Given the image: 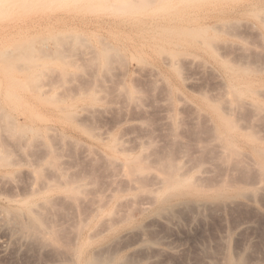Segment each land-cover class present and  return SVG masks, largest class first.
Here are the masks:
<instances>
[{"label": "rangeland", "instance_id": "1", "mask_svg": "<svg viewBox=\"0 0 264 264\" xmlns=\"http://www.w3.org/2000/svg\"><path fill=\"white\" fill-rule=\"evenodd\" d=\"M122 1L123 3L116 0H43L32 3L29 7L15 8L10 10L9 13H6V15L0 17V105H3V107L9 111L11 118L13 117V121L15 119L17 125L19 122L23 127L25 124L27 125L22 129L19 124V128L16 126L12 130V132L14 131L12 138L15 137L16 139L12 140L11 138V140H9L10 153H12L10 154V159L14 163L8 167L9 172H6L7 167L0 161V181L3 183L0 182V192L7 190L8 193L7 191H4V193L10 194V196L14 194L16 198L20 196L18 199H21V196L25 198L28 196L34 181H41V179L38 180L36 177L37 173H43L42 175L46 174L42 178V180L45 179V181L47 178L53 177L55 168L49 164L47 165L45 162L48 155L47 153L52 148L53 150H58L55 151L56 153L58 152L56 156V160L58 159L57 165L61 167L65 165L63 169H66V172H68V174L70 173L72 176L79 177L80 174L81 177L82 175L81 179L88 182L86 188L88 192L90 190L89 193L94 194L97 192L98 194L100 192V194L104 195L105 199L107 197L110 198L108 209L112 212H114L115 208H111L113 207L111 205L116 201L119 194L120 198H123L122 196L125 198L122 199V201L124 200L126 203L130 202L129 205L135 202V206H132L133 204L130 205L131 208L134 207V209H132L133 217L129 215L128 217L130 218L127 217L129 220L126 218H119L120 222L123 223H119L116 229L117 232L116 230H114V232L104 231L99 234L98 243L109 245L111 244L110 241L113 242L114 247L113 244H111V246L109 245L114 248L112 252H114L116 257L120 260L122 257H124L123 259L126 258L129 260H126L125 264H127L126 262H129L128 264H208L209 262L207 263V261L211 258H213L211 260L216 258L214 261L220 263L223 260L221 254L226 251L223 250L224 248L229 250L233 255L237 253L235 256L245 255L248 258L249 254L250 260L253 262H255V260L262 261L256 262H258V264H264L263 194L259 195L260 199L258 197L259 201L257 200L255 207L253 205L248 207L250 204L248 202L246 203V201H242L246 203H244L245 207H243L244 204L242 202V206L240 202H235L237 203L235 208L234 203L232 204L233 208L230 206V208H226L228 210H226V213L223 209V211L221 210L220 212L212 210L210 213V209L208 211L209 214H207L208 212L206 213L207 216L200 215V218L196 216L198 215L197 212L191 211L189 208H177V218L176 210L173 217L174 219L171 218L172 221L170 220V222L168 221L167 223L157 220L158 215L156 207H154V203L149 200L151 194H145H149L147 188H150L155 183L153 182L155 180L153 177L155 167L159 161H161L160 159L163 158L162 160H164V157L167 158L168 156L176 159L178 162L184 163V165L191 161L189 162L190 164H188V166H191H189L191 172L201 170L208 173L204 181H207V179L210 181L212 177L213 179L211 181H220L226 174H228V178H232L231 174H233L232 179L237 182L239 181L240 184L256 183L257 180L255 176L251 175L254 174V171L252 172L251 170V177L249 174L248 177V175H244L240 171H234L235 173H232L233 170L230 169V164L226 163L224 160H220L218 157V151H210V153L209 150H207V146H210L208 143L210 144V142H212L210 141V127L212 126V121L208 116L205 118L206 113L198 110L199 101L204 94V96L213 99L221 97V95L223 97L224 95L222 90L225 89L223 88L225 76L222 70L217 66L216 60L210 56L211 47H214V50L216 48L218 55L221 56L219 59H228L226 61L237 63V66L240 64L245 66L246 64L247 67L252 70V73L257 70L254 74L264 75V43L263 40H261L262 28L260 27L259 19L252 13L241 15L237 19L238 21L235 20L236 23H239L236 24L234 22L233 24L235 26L232 24L233 28H230V32L228 26L232 21L229 22V25L225 24V26L220 18L224 15V8H239L249 4L250 1L253 0H154V3H147L148 1L146 0H137V2H134V0H130L129 2L125 0ZM138 1H140V3ZM130 3H132V5ZM113 4L118 5L119 8L118 6L117 8L119 10L117 8L116 10L107 8L108 5L110 6ZM148 4L151 5L148 6ZM102 6H106L105 8L103 7L105 10L101 9ZM122 6H126L130 9L133 6V8L131 10L124 9L125 11H123ZM142 6H144L143 9L141 8ZM57 16L62 20H58ZM67 19L68 21H66ZM215 24L217 25L216 29ZM157 25L159 26L156 27ZM181 29H189L190 31L195 30L196 32L203 30L204 34L199 32L197 33L198 35L195 34L194 37L180 40L179 33L181 31L179 30ZM154 31L157 34L154 33ZM77 34L80 37V43L76 38ZM59 35L60 37L70 36L68 42H72L71 49H74L71 51L72 53L70 54V49L68 51L64 50L63 54L65 53L66 55L64 54L65 59H63V62L55 58L44 59L41 57L38 52L40 44L43 43L42 46H44L45 42L48 40V44L46 43L47 45L45 46L52 48L54 47L52 45L57 44L56 42H58V40L55 41V38L59 37ZM72 36H74L73 39H71ZM205 37H207V40ZM44 38L48 39L45 40ZM37 40H40V43ZM102 40L106 42V45L104 42L101 43ZM85 41H87V43H84ZM207 41L209 43L212 41L211 47L209 43L207 44ZM24 43H32V45L34 44V48L37 43L39 44H37L36 50L32 53L34 54V56L32 55V61L27 62L28 64L24 63V61L18 57L5 56V52L3 54L4 56L1 54L4 50L12 53L15 50V46L18 47V45ZM83 43L86 45L84 46ZM103 43L105 46L110 45L109 47L111 50L108 46L106 48L113 53H109L110 55L107 54ZM90 44L93 48L90 47ZM111 45L114 46L113 49H118L116 51L117 54H115V50L112 49ZM87 46L90 47V50H93V53ZM94 50H97L98 54L92 57L91 53L96 55ZM67 52L69 53L67 54ZM104 53L106 54L104 55ZM11 55H13V53ZM115 55L116 57L112 58V56ZM109 56H111V58ZM82 58L88 59L90 65L87 60H83ZM92 58L94 59L92 60ZM110 59L112 60L109 61ZM94 61L97 62V66ZM6 62L12 64L9 70L11 81L5 76L1 69V66ZM107 62L113 63L108 66ZM260 66H262L261 70H259ZM17 67H19V69H17ZM103 67L105 69H103ZM35 88L37 90H34ZM133 88L136 90L134 91ZM128 91L132 94L136 93L134 94L136 98L134 95V97H128ZM7 92L15 95L14 102L11 104L7 103ZM93 96L96 100L93 99ZM171 97L172 100H170ZM0 108L4 109L1 106ZM201 113L202 115L204 113V115L202 116ZM169 115H171L173 119ZM71 116H73L76 121L79 120L78 122L81 124L80 127H77L69 121ZM171 119L173 121L176 120L178 124L181 122L176 129L177 131L172 130L171 122L173 121ZM15 121L14 123L16 125ZM0 127L3 128L2 123ZM83 127L86 128L85 130H87V132L83 130ZM1 128L0 134L3 135V133H1ZM255 128V132L258 133L260 129L262 134L260 133L259 135H264L262 127L258 129L257 126ZM19 129L26 131H23V134ZM16 132L18 135H16ZM91 132L94 135H98L99 138H95L91 135ZM19 135L20 138L21 136L24 138L22 137L20 140V138H18ZM39 136L40 138H37ZM116 136L120 141H124V143L121 142V144H125L127 148L126 151H128L129 154L137 155L139 152L141 154L144 152V154L146 153L147 156H149L147 157L145 155L147 157L145 160L147 161L148 159V164L151 167L153 166L154 168H152L154 170H152V174L150 172V177L148 176V179H146L148 184H145L148 187L144 185L145 189L148 190L147 192H141L143 187H139L140 189L142 188L140 190L131 184L129 185V180H127L125 173H123V168L121 166L119 167V165H113V168H110L112 167L111 164H109L108 160H105L107 158H105L104 155L106 153L107 157L108 149L105 147L104 142L108 141L110 137ZM32 142L33 144L31 145ZM92 148L93 150H91ZM99 150H101L102 154ZM56 160L54 159L53 161L56 162ZM38 161L42 164H39ZM224 162L226 164H224ZM221 163H223V165ZM227 164H229V168L226 166ZM39 167L40 169L42 168L44 172L43 170H39ZM50 167H52V169ZM238 172L241 175L238 174ZM33 175H35V177ZM240 176L245 177L243 178ZM4 181H10V185L8 182ZM130 189L133 191L131 192ZM25 193H27L26 196ZM113 193L118 195L113 196ZM125 193L128 194V196H126ZM111 196L113 197L111 198ZM129 196L131 200L128 198L129 201H127V197ZM108 198L107 201H109ZM133 199L134 201H132ZM61 201L60 199L61 205L58 203L56 207L59 205L62 206V203L65 202ZM55 202L57 203L58 201L56 200ZM238 203H240V205ZM127 204L122 203L121 205L123 206L119 205L118 208H122ZM129 205L124 207L127 212L123 209H116H118L119 212L122 211V215L125 212L128 215V212L131 211L129 210L131 209ZM142 205L146 208V212L143 211L145 208ZM66 207H59L61 209L59 212L57 209L53 210V212L55 211L57 214L54 215L50 212L51 214L48 218L53 215L54 218L52 219V216L51 219L54 220L55 224L56 222L61 224V226L63 224L66 229L65 232H73L72 229H74L73 226L75 225L74 223H76L74 221L77 220L76 218L79 212L76 210L77 214L73 208L75 213L72 212L73 210L68 205L67 209L70 208L72 210V213L70 212L71 218L67 213L70 209L67 211L64 209ZM140 209H142V212ZM118 210H116L117 213H119ZM116 211L113 217H116ZM215 211L217 214H215ZM193 212L194 215L196 213L195 217L192 214ZM73 213L77 214L76 218H74L75 216ZM129 214H131V212ZM66 215L68 217H66ZM120 215L119 213V216H117L120 217ZM124 215L121 217H124ZM84 216L81 218H84ZM69 218H71L72 224H66V222L71 223ZM51 219L48 220L52 221ZM59 224H57V226H59ZM67 226L70 227V230H67L69 229ZM100 227L102 226H97V229L99 230ZM61 228L64 229L63 227ZM120 228L122 230L125 229L126 232H128V230L131 232V229L134 230L135 228V230L138 229L136 233L140 231L142 234H145L144 236L141 234V236L137 233V235L134 230V233L132 232L130 234L128 232L126 234L127 236L128 234H130V236L134 234L133 237L129 236L130 238L128 239L125 235V230L121 231ZM100 229L102 230L104 228ZM106 232H108V234ZM66 234H69L68 236L72 235L68 232H66ZM120 234L123 240L122 238H120V240L116 238V236L118 237ZM2 235L3 234H0V264H54L53 257L46 251H44L46 254H44V252L39 254L34 247H31L33 250H30V247L27 245L24 246L23 250L18 251L16 247H13V244H9L6 241V237H4V239ZM228 235H230V238ZM142 237L146 239L143 238V240ZM117 240H119V242ZM226 240L228 242H226ZM117 244L120 246V249L122 245L121 250L118 248L119 246ZM221 244L225 247H222ZM116 245L117 249L115 247ZM124 245H127V247ZM142 245L150 247L146 249L144 246L145 250L141 248ZM151 247L154 248L152 249ZM242 248L246 249L242 250ZM136 249L139 250L137 252H140L142 249V252L136 253ZM206 249L208 251L204 252ZM220 250H223V252ZM238 250H240V252ZM133 251L136 254H134ZM214 252H217V256L210 254H214ZM130 253L131 256L129 255ZM206 253L210 255L207 256V258ZM126 254L131 259L135 257L136 260L134 261L132 259V263ZM218 254L221 256H218ZM211 255L213 257H211ZM220 258L222 260H219ZM123 259L122 261H124ZM250 260H248V262ZM252 261L250 262L253 263Z\"/></svg>", "mask_w": 264, "mask_h": 264}, {"label": "bare ground", "instance_id": "2", "mask_svg": "<svg viewBox=\"0 0 264 264\" xmlns=\"http://www.w3.org/2000/svg\"><path fill=\"white\" fill-rule=\"evenodd\" d=\"M43 0H0V17H2L3 15H6V13H9L10 10H13L15 8H25V7H29V5H31L32 3H37ZM76 1V0H75ZM78 1V0H77ZM119 2L123 1L121 0H116ZM125 1H130V0H125ZM133 1V0H131ZM137 2V0H134V2ZM142 1V0H141ZM145 1V0H143ZM148 1L147 3H152L154 0H146ZM114 2V1H113ZM118 2V4H119ZM140 3V1H138ZM143 3V2H142ZM154 3V2H153ZM111 4V3H110ZM116 4V3H115ZM132 5V3H130ZM138 4V3H136ZM124 5V4H123ZM129 5V6H131ZM144 5V4H143ZM151 5V4H150ZM148 4V6H150ZM244 5V4H243ZM118 5H108L107 8H113L116 10ZM146 6V7H148ZM239 6V5H238ZM104 6L101 7V9ZM121 7V5H120ZM123 7V6H122ZM126 6H124L122 9L123 11H125L124 9H130V8H125ZM135 7V6H134ZM138 7V6H137ZM144 6H142L141 8L143 9ZM91 8V7H90ZM95 8V7H94ZM98 8V7H97ZM119 8V6H118ZM117 8V9H118ZM133 8V6H132ZM131 8V9H132ZM136 8V7H135ZM178 8V7H177ZM112 9V10H113ZM130 9V10H131ZM146 9V8H145ZM105 10V9H104ZM107 10V9H106ZM119 10V9H118ZM32 12V11H31ZM121 12V11H120ZM224 15L221 16V20L223 21V25H230L229 27V31L230 28H233V23L236 21H238L237 19L244 14H248V13H252L256 18L259 19V23H260V27L262 28V39L263 43H264V0H253L250 1L249 4L244 5L242 7L236 8L234 9V7H228V8H224L223 9ZM58 15V14H57ZM61 15V14H60ZM53 16V15H52ZM75 16V15H74ZM177 16V15H176ZM181 16V15H180ZM43 17V16H42ZM72 17V16H71ZM40 18V17H39ZM52 18V17H51ZM55 18V17H54ZM58 18V16H57ZM63 18V17H62ZM66 18V17H65ZM78 18V17H77ZM189 18V17H187ZM42 19V18H41ZM47 19V18H46ZM50 19V18H49ZM56 19V18H55ZM61 18H58V20ZM70 19H74V18H70ZM170 19V18H169ZM38 20V19H37ZM62 20V19H61ZM159 20V19H158ZM172 20V19H171ZM187 20V19H186ZM189 20V19H188ZM31 21V20H30ZM36 21V20H35ZM43 21V20H42ZM49 21V20H47ZM65 21V20H64ZM68 21V19L66 20ZM164 21V20H163ZM37 22V21H36ZM40 22V21H39ZM38 22V24H39ZM74 22V21H73ZM226 22V23H224ZM32 23V22H31ZM100 23V22H99ZM236 23V22H235ZM239 22H237L236 24H238ZM81 24V23H80ZM151 24V23H150ZM173 24V23H172ZM233 24V25H232ZM37 25V24H35ZM225 25V26H226ZM74 26V25H73ZM159 25H157L156 27H158ZM211 26V25H210ZM216 24H215V29H216ZM222 26V25H221ZM232 26V27H231ZM235 26V25H234ZM72 27V26H71ZM161 27V26H160ZM239 27V26H238ZM223 28V27H222ZM237 28V25H236ZM240 28V27H239ZM253 28V27H252ZM214 29V27H213ZM228 29V28H226ZM53 30V29H52ZM154 30H155V25H154ZM207 30V29H206ZM232 30V29H231ZM239 30V29H238ZM141 31V30H140ZM181 31L179 33V37L180 40H185L187 38L190 37H194L195 34L197 33H201L204 34L203 30H199V32H196L195 30L190 31L189 29H181L179 30ZM217 31V30H216ZM176 32V31H175ZM220 32V31H219ZM227 32V31H226ZM231 32V31H230ZM154 33H156L154 31ZM162 33V32H161ZM206 33V32H205ZM157 34V33H156ZM228 34V33H227ZM67 35V34H66ZM198 35V34H197ZM55 36V35H54ZM75 36V35H74ZM74 36H72L71 39L74 38ZM78 36V34H77ZM77 40L80 43V37L78 36ZM82 36V34H81ZM67 37V36H66ZM65 36H61L59 35V37L55 38V41L58 40V42H56L57 44L55 45L54 42L52 46V48L45 46L47 45V40L45 42V45L40 44L39 50L38 52L40 53L41 57H43L44 59L46 58H55L56 60L59 59L62 62L64 61L63 59H65V55L63 54L64 50H69L70 49V54L72 53L71 51H73L71 49L72 42H68L69 39V35L66 38ZM50 39V38H49ZM204 39V38H203ZM205 39L207 40V37H205ZM54 40V39H53ZM205 40V42H206ZM210 40V39H209ZM251 40V39H250ZM40 43V40H37ZM51 41V40H50ZM76 41V42H78ZM82 41V40H81ZM84 41V40H83ZM248 41V40H246ZM104 42L103 40L101 41V43ZM211 42L210 43L207 41V44L209 43L210 47H211ZM47 43V44H46ZM82 43V42H81ZM84 43H87V41H85ZM83 45L85 46L86 44ZM89 43V42H88ZM106 45V42H104ZM103 43V45H104ZM249 43V42H248ZM38 44V43H37ZM34 48V44L32 45V43H24V44H20L18 45V47L15 46V50L12 52L13 55H11V52H6L5 50L1 53L2 55L5 52V56H14L15 58H20L21 60L24 61V63L27 62H31L32 61V55L34 56V54H32L37 46ZM110 44V43H109ZM214 44V43H213ZM50 45V43H49ZM102 45V44H101ZM102 45V46H103ZM104 47L106 48L108 46V48L110 49V45H107ZM112 46V45H111ZM74 47V46H73ZM89 47V46H87ZM91 47V44H90ZM89 47V50H90ZM68 48V49H67ZM93 48V47H91ZM114 48V46H112V49ZM211 53L210 56L216 60V64L217 66L222 70L224 76H225V82H224V86L223 88H225L223 91L224 95L222 97H218L216 99L207 97V96H202L201 100L199 101V108L198 110L203 111L204 113H206L205 118H207V116L209 117V119L212 121L211 124L212 126L210 127V133H211V139L210 144L208 143L207 146V150L210 151H218V157L220 158V160H224L226 163H229L230 166H228L229 164H227L226 166H228V168L230 167V169H232V173H235L234 171H240L242 172V174L244 175H250V172L252 170V172L254 174H251L253 176H255L256 178V183L255 184H240V182L238 183L237 181H234L233 178V174H231L232 178H228L226 174V176H224V178L220 181H211L213 179L210 178V181H204L206 179V172L203 171H196V172H191L189 170V166L188 164H190L189 161L187 164L184 165V163L178 162L176 159L168 156L167 158L164 157V160L160 159L161 161H159V163L157 164V166L155 167V171L154 173L152 172V170H154L149 164H148V159L147 161L145 160L147 157V154L144 152H142V154L139 152V154L134 155V154H129L127 150V148L125 147V144H121L122 141H120V139H118V137H108V141L104 142L105 147L108 149V153H107V157H106V153H105V159L106 161L108 160L109 164H111L113 168V165H119V167L121 166L123 169V173H125L127 180L129 185L131 184L132 186L140 189L139 187H143L141 192H147L149 190V194L145 193L147 195L151 194V198H147L149 200L152 201V203H154V207H156V211H157V220L160 222H170V220L172 221L171 218L174 217L175 215V211L177 210L176 213V218H177V214H178V209H185V208H189L191 211H195L197 212L198 216L200 218V215L202 216H207L206 213L209 211L211 213L212 210H216L218 212H220L222 209L225 210L226 213V208L227 207H232L235 202H242V201H246V203L248 202L250 206H256V202L257 200L259 201L261 194H263L262 196H264V135H259L261 132V130L259 129L260 127L263 128L264 130V75H258L257 73L254 74V72L257 70H255L252 73V70H250L247 65L245 64V66L243 65H239L237 66L234 62H228L226 60H222L219 59L217 50L214 47H211ZM96 49V48H95ZM107 49V48H106ZM105 52H107V54H111L113 53L112 51H110L109 49L106 50ZM7 50V49H6ZM115 50V49H113ZM118 50V49H117ZM115 50V54L116 51ZM159 50V49H158ZM157 50V51H158ZM256 50V49H255ZM91 52L93 50H90ZM104 51V50H103ZM252 51V50H251ZM88 52V51H87ZM89 52V53H91ZM94 52H96V55H93L91 53V56H97V50H94ZM255 52V51H254ZM7 53V54H6ZM10 55H9V54ZM69 52H67L68 54ZM249 53V52H248ZM74 54V53H73ZM72 54V55H73ZM82 54V53H80ZM79 54V55H80ZM87 54V53H86ZM106 53H104L105 55ZM109 54V55H110ZM40 55H35V56H40ZM76 55V54H75ZM78 55V57H79ZM4 56V55H3ZM68 56V55H67ZM71 56V55H70ZM90 56V57H91ZM250 56V55H249ZM111 58V56H109ZM116 57L115 56H112ZM123 57V56H122ZM1 59V58H0ZM80 59V58H79ZM83 59V58H82ZM85 59V58H84ZM83 59V60H84ZM94 58H92L93 60ZM98 59V58H97ZM108 59V58H107ZM116 59V58H114ZM224 59V58H223ZM87 62L89 61L88 59ZM96 60V59H95ZM112 59H110L109 61H111ZM117 60V59H116ZM123 60V58H122ZM121 60V62H122ZM91 61V59H90ZM108 61V60H107ZM120 61V60H119ZM251 61V60H250ZM67 62V61H66ZM65 62V63H66ZM85 62V61H84ZM86 62V63H87ZM96 62V61H94ZM93 62V63H94ZM117 62V61H116ZM176 62V61H175ZM249 62V61H248ZM89 63V62H88ZM108 66L109 64L113 63V62H107ZM118 63V62H117ZM116 63V64H117ZM179 63V62H177ZM176 63V65H177ZM253 63V62H252ZM28 64V63H27ZM95 64V63H94ZM120 64V63H119ZM168 64V63H167ZM239 64V63H238ZM243 64V62H242ZM258 64V63H257ZM10 63H4L1 66L2 72H4L5 76L11 81V77L9 75L10 73V68H11ZM16 65V64H15ZM23 65V64H21ZM90 65V63H89ZM93 65V64H92ZM99 65V64H98ZM169 65V64H168ZM249 65V64H248ZM252 65V64H251ZM256 65V64H255ZM19 66V65H18ZM27 66V65H26ZM25 66V67H26ZM96 66H97V62H96ZM112 66V65H111ZM110 66V67H111ZM144 66V65H143ZM146 66V65H145ZM170 66V65H169ZM178 66V65H177ZM253 66V65H252ZM263 66V65H262ZM260 69L261 70V67ZM29 67V65H28ZM86 67V66H85ZM88 67V66H87ZM94 67V65H93ZM149 67V66H148ZM179 67V66H178ZM250 67V65H249ZM259 67V66H258ZM21 68V67H20ZM97 68V67H96ZM147 68V67H146ZM17 69H19V67H17ZM52 69V68H51ZM92 69V68H91ZM103 69H105L103 67ZM108 69V68H107ZM113 69V68H112ZM252 69L254 70V68L252 67ZM256 69V67H255ZM27 70V69H26ZM42 70V69H41ZM44 70V69H43ZM177 70V69H176ZM52 71V70H50ZM105 71V70H103ZM147 71V70H146ZM181 71V70H180ZM261 72V71H258ZM264 72V71H263ZM38 73V72H36ZM41 73V72H40ZM178 73V72H177ZM53 74V73H52ZM107 74V73H106ZM179 74V73H178ZM36 75V74H35ZM180 75V74H179ZM34 76V75H33ZM163 77V76H162ZM64 79V78H63ZM162 79V78H161ZM61 80V79H60ZM38 81V80H37ZM31 82V81H30ZM62 82V81H61ZM154 82V81H152ZM29 83V82H28ZM32 83V82H31ZM38 83V82H37ZM33 84V83H32ZM35 85V84H33ZM85 85V84H84ZM90 86V85H89ZM154 86V85H153ZM88 87V86H87ZM86 87V88H87ZM85 88V87H84ZM127 88V87H126ZM222 88V87H221ZM88 89V88H87ZM134 89V88H133ZM34 90H37L36 88ZM127 90V89H126ZM136 89H134L135 91ZM169 91V90H168ZM129 92V91H128ZM83 93V92H82ZM169 93V92H168ZM222 93V94H223ZM72 94V93H71ZM136 93H131L129 92V94L127 93L128 97H134ZM201 94V93H200ZM130 95V96H129ZM134 95V96H133ZM168 96V94H167ZM171 96V95H170ZM179 96V95H178ZM218 96V95H217ZM68 97V96H67ZM127 97V96H126ZM173 97V96H172ZM172 97L170 100H172ZM136 98V96H135ZM6 99H7V103H13L14 99H15V95L13 93L7 92L6 93ZM93 99L94 96H93ZM180 99V98H179ZM47 100V99H46ZM53 100V98H52ZM55 100V99H54ZM58 100V99H56ZM96 100V99H95ZM169 100V99H168ZM130 102V101H129ZM138 102V101H137ZM170 102V101H169ZM171 103V102H170ZM172 104V103H171ZM170 104V105H171ZM2 108L3 105H0ZM196 106V105H195ZM172 107V105H171ZM169 108V107H168ZM1 109V108H0ZM93 109V108H91ZM172 110V109H171ZM94 111V110H93ZM92 111V113H93ZM194 112V111H193ZM172 113V111H171ZM196 113V112H195ZM203 113V115H204ZM91 114V113H90ZM89 115V113H88ZM173 115V113H172ZM202 115V113H201ZM200 115V116H201ZM202 115V116H203ZM92 116V115H91ZM171 116V115H169ZM172 117V116H171ZM13 118V117H12ZM11 118V114L9 113V111L7 109H1L0 110V122L3 124V128H1V133H3V135L0 134V161L2 162V164L4 166L7 167L6 172H9L8 167H10V165L14 162L11 161L10 159V142L9 140H11L12 136H13V132L12 130L14 129V127H18L17 122L16 125L13 121V119ZM195 118V117H194ZM170 119V118H169ZM173 119V117H172ZM171 119V120H172ZM179 119V118H177ZM181 120V119H180ZM70 122H72L74 125H76L77 127H80V122L76 121L75 118H73V116L70 117ZM173 121V120H172ZM182 121V120H181ZM169 122V121H168ZM207 122V121H206ZM0 123V124H1ZM172 123V130L173 131H177V127L178 125L181 123L174 120ZM23 124V123H22ZM210 124V123H209ZM208 124V125H209ZM24 125V124H23ZM183 125V124H182ZM21 126V124L19 125ZM25 126H27L25 124ZM24 126V127H25ZM86 126V125H85ZM258 126L259 132H255V127ZM23 126H21L20 128H24ZM209 127V126H208ZM19 128V127H18ZM17 128V129H18ZM84 128V127H83ZM82 128V129H83ZM90 128V127H89ZM180 128V127H179ZM255 128V129H254ZM29 129V128H28ZM86 128H84L83 130H85ZM171 129V128H170ZM6 132H4V131ZM20 130V129H19ZM27 130V127H26ZM25 130V131H26ZM208 130V129H207ZM21 133H23L22 130H20ZM24 131V132H25ZM38 131V130H37ZM41 131V130H40ZM87 132V130H85ZM209 131V130H208ZM258 131V130H257ZM30 132V131H29ZM93 132V131H92ZM91 132V135H93L95 138H99L98 135H94ZM5 133V134H4ZM90 133V132H89ZM181 133V132H180ZM24 134V133H23ZM26 134V133H25ZM56 134V133H55ZM182 134V133H181ZM262 134V133H261ZM16 135L17 132H16ZM58 135V134H57ZM60 135V133H59ZM63 135V134H62ZM27 136V134H26ZM61 136V135H60ZM17 137V136H16ZM23 136L20 135L18 138H20V140L22 139ZM49 137V136H48ZM122 137V136H121ZM149 137V136H148ZM17 138V139H18ZM24 138V137H23ZM36 138V137H35ZM34 138V139H35ZM37 138H40L37 137ZM36 138V139H37ZM62 138V137H61ZM60 138V140H61ZM107 138V137H106ZM16 139L15 137L12 138V140ZM50 139V138H49ZM48 139V140H49ZM102 140V139H99ZM105 140V139H104ZM165 140V138H164ZM169 140V139H168ZM17 141V140H16ZM19 141V139H18ZM17 141V142H18ZM64 141V140H63ZM127 141V140H126ZM157 141V140H156ZM172 141V140H171ZM204 141V140H203ZM202 141V142H203ZM22 142V141H21ZM34 142V140H33ZM33 142L31 143V145L33 144ZM43 142V141H42ZM101 142V141H100ZM136 142V141H135ZM151 142V141H150ZM149 142V143H150ZM201 142V141H200ZM23 143V142H22ZM51 143V142H50ZM77 143V142H76ZM124 143V141L122 142ZM138 143V142H137ZM171 143V142H170ZM12 144V143H11ZM16 144V143H15ZM21 144V143H20ZM30 144V143H28ZM39 144V143H38ZM78 144V143H77ZM178 144V143H177ZM48 145V144H47ZM125 147H123V146ZM149 145V144H148ZM153 145V144H152ZM161 145V144H160ZM204 145V144H203ZM207 145V143H206ZM28 146V145H27ZM60 146V145H59ZM150 146V145H149ZM148 146V147H149ZM156 146V145H155ZM170 146V145H169ZM32 147V146H31ZM47 147V146H46ZM51 147V146H50ZM143 147V146H142ZM147 147V146H146ZM152 147V146H151ZM150 147V149H151ZM34 148V147H33ZM39 148V147H38ZM45 148V147H44ZM55 148V147H53ZM138 148V146H137ZM145 148V147H144ZM176 148V147H175ZM206 148V147H205ZM12 149V148H11ZM20 149V148H19ZM23 149V148H22ZM25 149V148H24ZM50 149V148H49ZM143 149V148H142ZM162 149V148H161ZM172 149V148H171ZM184 149V148H183ZM65 150V149H64ZM75 150V149H74ZM73 150V151H74ZM93 150V148L91 149ZM175 150V149H174ZM202 150V149H201ZM37 151V150H36ZM49 151V150H48ZM55 151L58 150H53L52 148L50 149V151L47 153V157L45 159V162L47 163V165L49 164L50 166H52L53 168H55V172L53 171V173H55L53 175V177H49L47 178V180L45 181V179L42 180V178L46 175H42V174H38L37 173V178L38 180L41 179V181H34L32 187L29 189L30 192L28 194V196H26L25 193V198L21 196V199L19 197H15L14 194L12 196H10V194H6L4 193V191L7 190H3V192H0V234H3V238L6 237V241L9 244H13V247H16V250L20 251L23 250L24 246H28L30 247L29 249L31 250L33 247L35 248L36 252L41 254L42 252L46 251L49 255H51V257H53L54 264H125V261L127 260L126 258L123 259L124 257H122V259L124 261H122V259H118L115 255L114 252H112V250H114V244L113 242L110 241L111 244H113V247H110L111 244L109 245H103L99 242V237H100V233H103L104 231H113L117 229V226L119 225V223H123L120 222L121 218H130L128 217L129 215H131L133 217V211L132 209H134V207L131 208V204H133L132 206H135V202L131 203L129 205V203L127 204L124 200L122 201V199H125L124 196H121L123 198H120V194H116L113 193L114 195H118V197L116 198V201L111 205L113 207L111 208H118L119 205L123 204H127L126 206L129 205V211L128 215L126 214L127 210L124 209V207L122 208H118L119 210L123 209L126 212L124 214V217L122 215V211L118 212L121 214L120 217L119 213H117V211L114 209V212L116 211L117 215L116 217L114 215V212H112L111 210L108 209V203H110V198L109 201H107V198L105 199L104 195L100 194V192L97 194V192H95L94 194L89 193L86 186H87V181H83L80 177H75L72 176L70 173L68 174V172H66V169H63L65 167H61L59 165H57V160H56V156L57 153ZM101 153V150H99ZM149 151V150H148ZM147 151V152H148ZM166 151V150H165ZM89 152V151H88ZM94 152V151H93ZM66 153V152H65ZM172 153V152H171ZM211 153V152H210ZM209 153V154H210ZM213 153V152H212ZM96 154V153H95ZM102 154V153H101ZM144 154V155H143ZM186 154V153H185ZM205 154V153H204ZM214 154V153H213ZM216 154V153H215ZM59 155V154H58ZM61 155V154H60ZM99 155V154H98ZM147 157H146V156ZM171 155V154H168ZM182 155V154H181ZM25 156V155H24ZM70 156V155H69ZM156 156V155H155ZM173 156V155H172ZM199 156V155H198ZM210 156V155H209ZM217 156V155H216ZM36 157V156H35ZM60 157V156H59ZM184 157V156H183ZM203 157V156H202ZM215 157V156H214ZM33 158V157H32ZM186 158V157H185ZM191 158V157H189ZM194 158V157H193ZM213 158V157H212ZM56 160V162H54L53 160ZM150 159V158H149ZM208 159V158H207ZM40 160V159H38ZM44 160V159H43ZM197 160V159H196ZM218 160V159H217ZM219 160V161H220ZM26 161V160H25ZM42 161V160H41ZM60 161V160H59ZM90 161V160H89ZM186 161V160H185ZM21 162V161H20ZM39 162V161H38ZM37 162V163H38ZM99 162V161H98ZM184 162V161H183ZM202 162V161H201ZM216 162V160H215ZM224 162V164H226ZM44 163V162H43ZM88 163V162H87ZM186 163V162H185ZM193 163V162H192ZM20 164V163H19ZM39 164H42L41 162H39ZM59 164V163H58ZM62 164V163H61ZM156 164V162H155ZM183 164V165H182ZM223 165V163H221ZM108 165V164H107ZM153 165V164H152ZM68 166V165H67ZM225 166V167H226ZM32 167V166H31ZM35 167V165H34ZM47 167V166H46ZM52 167H50L52 169ZM95 167V166H94ZM191 167V166H190ZM44 168V167H43ZM49 168V167H48ZM116 168V167H115ZM152 168V169H151ZM203 168V167H202ZM210 168V167H209ZM208 168V169H209ZM221 168V167H220ZM223 168V167H222ZM37 169V168H36ZM39 170H43L42 168L40 169V167L38 168ZM45 169V168H44ZM109 169V168H108ZM193 169V168H192ZM38 170V171H39ZM49 170V169H48ZM206 170V168H205ZM228 171H230L229 169H227ZM17 171V170H16ZM213 171V170H212ZM44 172V170H43ZM115 172V171H114ZM153 173L154 174V180L153 182H155L153 184V186H151L150 188H147L148 190L145 189L144 185L147 186L146 184H148L146 181V179H148L147 177L150 174ZM225 172V171H224ZM251 172V173H252ZM14 173V172H13ZM33 173V171H32ZM31 173V175H32ZM48 173V172H47ZM122 173V172H120ZM212 173V172H211ZM216 173V172H215ZM73 174V173H72ZM238 174H240L238 172ZM91 175V174H90ZM122 175V174H121ZM230 175V174H229ZM241 175V174H240ZM248 175V177H249ZM250 175V177H251ZM2 176V175H1ZM7 176V175H6ZM35 177V175H33ZM12 177V175H11ZM150 177V176H149ZM238 177V176H235ZM240 177H245V176H240ZM247 177V176H246ZM93 178V177H92ZM129 178V179H128ZM209 178V177H208ZM2 179V178H1ZM89 179V178H88ZM215 179V178H214ZM238 179V178H236ZM247 179V178H246ZM253 179V178H252ZM5 180V179H3ZM145 180V181H144ZM151 180V179H150ZM241 181V180H240ZM244 181V180H243ZM2 183V181H0ZM4 182H8V184L10 183V181H4ZM0 183V184H1ZM25 183V182H24ZM146 183V184H145ZM243 183V182H242ZM3 184V183H2ZM6 184V183H5ZM18 184V183H17ZM91 184V183H90ZM10 185V184H9ZM97 185V184H96ZM143 185V186H142ZM6 186V185H5ZM94 186V185H93ZM115 186V185H114ZM118 186V185H116ZM125 186V185H124ZM122 187V186H120ZM130 187V186H129ZM148 187V186H147ZM7 188V187H6ZM128 188V187H127ZM90 189V187H89ZM117 189V188H116ZM140 189V190H141ZM28 191V190H27ZM96 191V190H94ZM100 191V190H99ZM117 191V190H116ZM115 191V192H116ZM131 191V189H130ZM133 191V190H132ZM131 191V192H132ZM139 191V190H138ZM92 192V191H91ZM104 192V191H103ZM106 192V191H105ZM130 192V193H131ZM140 192V193H141ZM8 193V191H7ZM10 193V192H9ZM22 193V192H21ZM24 193V192H23ZM119 193V192H118ZM123 193V192H122ZM139 193V194H140ZM142 193V194H143ZM105 194V193H104ZM126 194V193H125ZM138 194V193H137ZM20 195V194H19ZM22 195V194H21ZM57 196V198H56ZM111 196V198L113 197ZM126 196H128V194H126ZM131 196V195H130ZM130 196L127 197V201L131 200ZM136 196V195H134ZM14 197V198H13ZM259 197V199H258ZM62 200L61 202L65 201V205L64 203H62L63 207H69L72 209H75V212L77 210V212H79V214H74V210L72 211L70 208L66 209L67 211L70 209L68 213V216L71 217V213L74 212V218H76V215L81 218L84 215V218L79 219L78 217L76 218L77 220L74 221L76 223H74L72 226L74 229L73 232H69L66 231L72 235L68 236L65 232V227L61 226V224L54 223V220H52L54 218V216L50 218H48V216H50V212H52L54 215L57 214L55 211L53 212V210L57 209L58 212L61 211V209L59 207L62 208L61 203H60V199ZM129 198V200H128ZM132 198V197H131ZM58 201L57 203L55 202L56 200ZM59 199V200H58ZM115 200V199H114ZM134 201V199L132 200ZM112 202V200H111ZM125 202V203H124ZM60 204L58 207H56V204ZM148 203V202H147ZM150 203V202H149ZM151 203V204H152ZM240 203H238L240 205ZM243 204L245 202H242ZM241 203V206L243 205ZM245 203V204H246ZM137 204V203H136ZM237 203L234 204V208L235 205ZM245 204L243 207H245ZM140 205V204H139ZM232 205V206H231ZM143 206V205H142ZM147 206V205H146ZM110 207V206H109ZM144 207V206H143ZM229 207V208H230ZM60 210H59V209ZM140 208V206H139ZM142 208V207H141ZM145 208V207H144ZM178 208V209H177ZM231 208V209H232ZM195 209V210H194ZM142 209H140L141 211ZM222 210V211H223ZM230 210V209H229ZM256 210V209H255ZM258 210V209H257ZM63 211V210H62ZM72 211V212H71ZM146 212V208L145 210H143ZM189 211V210H188ZM215 211V214H217V212ZM228 211V210H227ZM260 211V210H259ZM65 212V213H66ZM71 212V213H70ZM131 212V214H129ZM142 212V211H141ZM187 212V211H186ZM209 212L207 214H209ZM63 213V212H62ZM70 213V215H69ZM258 213V212H257ZM264 213V212H263ZM72 214V215H73ZM112 214V217H111ZM193 216L194 212L192 213ZM222 214V213H221ZM220 214V215H221ZM224 214V213H223ZM59 215V213H58ZM63 215V214H62ZM66 215V217H68ZM126 216V217H125ZM192 216V215H191ZM65 217V218H66ZM110 217V218H109ZM128 217V218H127ZM181 217V216H180ZM63 218V217H62ZM72 218V217H71ZM71 218L70 221H71ZM120 218V219H119ZM156 218V217H154ZM211 218V217H210ZM48 219H51L53 221H50ZM174 219V218H173ZM62 220V219H61ZM129 220V219H128ZM131 220V219H130ZM69 221V220H68ZM126 221V220H124ZM201 221V220H200ZM63 222V221H62ZM139 222V221H138ZM57 224H59V226H57ZM66 224H72L66 222ZM136 224V222H135ZM180 224V223H179ZM65 225V224H64ZM102 226L100 228H104V229H100L101 231H99L97 229V226ZM130 225V224H129ZM137 225V224H136ZM135 225V226H136ZM140 225V224H139ZM96 226V228H95ZM123 226V225H122ZM128 226V225H127ZM125 226V227H127ZM142 226V225H141ZM150 226V225H149ZM61 227H63L64 229H62ZM121 227V226H120ZM67 230H70V227L67 226ZM133 228V227H131ZM164 228V227H163ZM121 229V228H120ZM127 229V228H126ZM137 229V228H136ZM98 230V231H97ZM125 230V229H123ZM121 229V231H123ZM128 230V229H127ZM135 230V228H134ZM134 230L131 229V232H128L131 234ZM138 230V229H137ZM135 230V234H142V232L138 231L136 233ZM143 231V230H141ZM117 232V230H116ZM125 230V235L128 233ZM133 232V233H134ZM140 232V233H139ZM144 232V231H143ZM149 232V231H148ZM153 232V231H152ZM189 232V231H188ZM108 234V232H106ZM123 233V232H122ZM227 233V232H226ZM111 234V233H110ZM130 234H128V236L126 235V237H128V239L132 236H130ZM137 234V235H138ZM145 233H143L142 235L144 236ZM161 234V233H160ZM104 235V234H103ZM124 235V234H123ZM124 235V236H125ZM141 235V236H142ZM102 236V235H101ZM108 236V235H107ZM130 236V237H129ZM134 236V234H133ZM132 236V237H133ZM154 236V235H153ZM230 238V235H228ZM106 237V236H105ZM109 237V236H108ZM111 237V235H110ZM114 237V235H113ZM112 238V237H111ZM116 238H122L121 234ZM136 238V236H135ZM146 239L145 237H142V239ZM224 238V237H223ZM2 239V238H1ZM5 239V238H4ZM103 239V238H102ZM108 239V238H107ZM126 239V238H125ZM143 239V240H144ZM228 239V238H225ZM104 240V239H103ZM114 240V238H113ZM112 240V241H113ZM119 240H117L119 242ZM229 240V239H228ZM3 241V240H1ZM5 241V240H4ZM5 241V242H6ZM102 241V240H101ZM126 241V240H125ZM129 241V240H128ZM105 242V241H103ZM109 242V240H108ZM116 242V241H115ZM121 242V241H120ZM156 242V241H155ZM226 242H228L226 240ZM225 242V243H226ZM4 243V242H3ZM130 243V242H128ZM223 243V241H222ZM224 243V244H225ZM106 244V243H105ZM120 244V243H119ZM133 244V243H132ZM213 244V243H212ZM228 244V243H227ZM118 245V244H117ZM117 245L115 246L117 249ZM128 245V244H127ZM127 245L125 247H127ZM223 244H221L222 246ZM226 245V244H225ZM119 246V245H118ZM129 246V245H128ZM145 246V245H144ZM144 246L142 245L141 248L145 249ZM32 247V248H31ZM146 247V246H145ZM150 246H147V248H149ZM225 247V246H222ZM227 247V245H226ZM245 247V246H244ZM247 247V246H246ZM250 247V246H249ZM248 247V249H249ZM252 247V246H251ZM113 248V249H112ZM120 249V246L118 247ZM152 249L154 247H151ZM15 249V248H14ZM26 249V248H25ZM115 249V250H116ZM118 249V250H119ZM121 249H122V245H121ZM120 249V250H121ZM124 249V247H123ZM139 249V248H138ZM145 249V250H146ZM244 248H242L243 250ZM246 249V248H245ZM244 249V250H245ZM2 250V249H1ZM4 250V249H3ZM6 250V249H5ZM33 250V249H32ZM144 250V251H145ZM149 250V249H148ZM225 251V253L223 254H218V256H221V258H223V260L220 258L219 260H222V262L217 263L214 260L216 258H214V260H211L213 258L212 255H216L217 256V252L214 254H212L211 258L209 261H207L208 264H258V262H262V261H258L255 260V262H253L252 260L249 259V254H248V258L245 255H239V256H235L233 254H231V252L227 249H223ZM223 250H220L223 252ZM241 250V249H240ZM240 250H238L240 252ZM241 250V251H242ZM250 250V249H249ZM139 250L136 249V253H140L142 252V249L140 252H137ZM208 251L207 249L204 251L206 252ZM219 251V252H220ZM237 251V250H236ZM117 252V251H116ZM134 252V251H133ZM169 252V251H168ZM179 252V251H178ZM203 252V254H204ZM213 252V251H212ZM218 252V253H219ZM221 252V253H222ZM234 252V251H233ZM244 252V251H243ZM114 253V254H113ZM118 253V252H117ZM134 252V254H136ZM208 253V252H207ZM206 253V258L207 256H210ZM248 253V251H247ZM44 254H46L44 252ZM133 254V255H134ZM245 254V253H244ZM253 254V253H252ZM261 254V253H260ZM118 255V254H117ZM125 255V254H123ZM131 256V253L129 254ZM146 255V254H145ZM25 256V255H24ZM127 256V254H126ZM251 256V255H250ZM255 256V255H254ZM128 258H130L129 256H127ZM139 257V256H138ZM208 258V259H209ZM133 259V258H132ZM132 259L130 258V261L133 263ZM218 259V258H217ZM134 261L136 260L135 257L133 259ZM138 260V259H137ZM248 260L252 261L253 263H251L250 261L248 262ZM30 261V260H29ZM129 261V260H127ZM206 261V260H205ZM258 261V262H256ZM127 264L129 262H126ZM135 263V262H134Z\"/></svg>", "mask_w": 264, "mask_h": 264}]
</instances>
